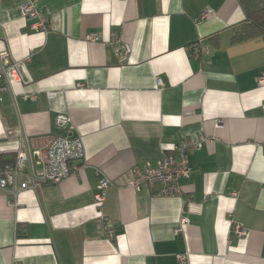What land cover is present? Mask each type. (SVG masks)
I'll list each match as a JSON object with an SVG mask.
<instances>
[{
    "label": "crops",
    "instance_id": "1",
    "mask_svg": "<svg viewBox=\"0 0 264 264\" xmlns=\"http://www.w3.org/2000/svg\"><path fill=\"white\" fill-rule=\"evenodd\" d=\"M25 1L0 0L20 76L0 94V165L22 136L80 137L85 158L60 183L0 190V264H264V32L234 39L242 0H38L46 31ZM200 137L180 194L130 186Z\"/></svg>",
    "mask_w": 264,
    "mask_h": 264
},
{
    "label": "built area",
    "instance_id": "2",
    "mask_svg": "<svg viewBox=\"0 0 264 264\" xmlns=\"http://www.w3.org/2000/svg\"><path fill=\"white\" fill-rule=\"evenodd\" d=\"M38 0H26L21 6L22 15L25 18L34 19L31 25L33 29L46 27V17L37 8ZM211 10L202 13V17L210 14ZM91 39H97V34L90 35ZM130 47H126L128 52ZM18 63L15 62L7 49L0 51V94L8 89L11 83L20 81ZM264 84V75L260 77ZM161 78H158L157 86H162ZM24 98L35 99V94H25ZM0 100L2 98L0 97ZM70 119L65 115L58 116V125L65 126ZM204 138L197 140H184L179 146V154H167L154 161H146L142 165H136L132 170L130 186L141 189L145 185L161 183V193L165 195H178L181 193L180 179L188 178L192 169L189 164L188 152L190 149L202 147ZM16 156L14 161L0 165V190L5 191L11 188L12 193L18 196L24 190H38L46 183H60L69 177L74 169L73 163L82 162L85 158V145L82 138H72L63 135H41L36 137L22 136L17 143ZM29 169V179L18 182V178L24 175ZM111 185L108 178H103L97 185L95 195L96 205L99 208L100 216L106 220L107 217L102 211L106 200V191ZM189 222L187 216H183L180 224ZM107 229L111 234L114 230L110 225ZM179 230V229H178ZM181 262L186 261L187 254H179Z\"/></svg>",
    "mask_w": 264,
    "mask_h": 264
},
{
    "label": "trees",
    "instance_id": "3",
    "mask_svg": "<svg viewBox=\"0 0 264 264\" xmlns=\"http://www.w3.org/2000/svg\"><path fill=\"white\" fill-rule=\"evenodd\" d=\"M250 24L241 28L234 37L243 40L264 32V0H242Z\"/></svg>",
    "mask_w": 264,
    "mask_h": 264
}]
</instances>
